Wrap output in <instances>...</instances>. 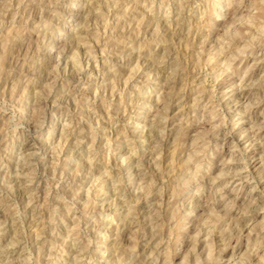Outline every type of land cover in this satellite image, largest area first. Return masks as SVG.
I'll return each instance as SVG.
<instances>
[{
  "label": "rangeland",
  "instance_id": "rangeland-1",
  "mask_svg": "<svg viewBox=\"0 0 264 264\" xmlns=\"http://www.w3.org/2000/svg\"><path fill=\"white\" fill-rule=\"evenodd\" d=\"M224 7L225 0H0V99L15 100L26 128L51 126L46 142L15 139L0 114V264H126L133 249L142 261L161 249V264H202V252L215 264H256L259 257L246 253L264 246L252 227L264 221V148L253 140L264 105L251 110V119L234 116L216 94L235 83L231 107L244 103V85L264 75V38L246 22L214 24ZM57 13L71 16L72 25ZM43 22L63 29L69 41L43 34ZM128 41L138 51L117 64L119 53L131 51ZM173 52L184 75L164 77L161 92L169 99L157 96L153 111L134 105L137 73L161 68ZM13 67L14 87L5 71ZM197 73L217 76L215 94L200 86ZM54 106L72 128L50 119ZM194 114L203 123L193 129ZM221 115L230 137L216 127ZM189 133L192 153L207 156L211 148L213 164L207 198L186 209L173 180ZM35 147L39 158L30 155ZM237 209L244 234L216 261L217 237L203 235L204 222L219 228ZM145 233L154 243L142 241ZM240 248L245 254L233 256Z\"/></svg>",
  "mask_w": 264,
  "mask_h": 264
},
{
  "label": "clouds",
  "instance_id": "clouds-1",
  "mask_svg": "<svg viewBox=\"0 0 264 264\" xmlns=\"http://www.w3.org/2000/svg\"><path fill=\"white\" fill-rule=\"evenodd\" d=\"M47 6L45 5V8ZM75 7V5H73ZM219 7V5H217ZM44 9H41V15H43ZM62 19L65 27L72 25V17H63L62 14L57 13ZM247 17V19H245ZM235 24H240L241 22H246L251 24L252 28H254L257 34L264 38V0H225V7L224 11L220 15H214V24H219L223 21L225 24L229 22ZM37 27H40L37 25ZM75 31V28H73ZM41 32L43 34H47L51 32L54 38L57 41H63L67 43L69 41L68 34L61 28L52 25L50 22H43V27L41 28ZM135 41H128L127 48H130L131 51H124L119 53V58L117 60V64H126L130 63L129 57L132 53L138 51L136 47H134ZM52 52H56L55 47L50 49ZM195 51V49H194ZM60 53H57V59H59ZM23 59V57H21ZM194 62V61H193ZM18 63V62H17ZM79 71L83 72L85 69L81 68L80 65H77ZM7 73V78L10 84L14 87L17 84V76L16 68H10L5 70ZM215 72V70H213ZM171 72H176L178 77H182L184 75L183 72V64L182 61L175 59V53H171L166 61L165 65L161 68L155 69L153 71L145 72L141 70L137 73V78L134 81L133 87V104L135 105L138 101L140 105L147 111H153L155 108V98L159 95H163L165 101L169 99L167 94V90L162 93L161 87L164 83V77L169 75ZM235 74V73H233ZM245 75H247L245 73ZM196 76L199 78L200 86L203 87L205 84L207 85V90L210 94L213 93V86L217 81V76L210 74V73H197ZM179 81L177 80V83ZM168 88L172 87V80H168ZM247 88L248 95L244 96V103L241 104L239 101L236 102L235 108L231 107L233 103V96L237 91L240 89L238 86L233 83L231 87L225 88L222 92L216 94V99L218 104H225L226 102L229 105L228 111L232 113L234 116L239 115L240 117H247L251 119L253 115L252 109L260 108L261 105H264V95H261L260 92L264 91V75L260 77V79L256 80L254 83L249 82L244 85ZM258 89V91H252V89ZM243 96V93H241ZM179 99V98H177ZM58 106H54L52 110L49 111V117L51 120L56 121L59 124H62L64 129L67 131L72 128L71 124L65 123L57 116V109ZM20 110L17 108L15 100H8V99H0V114H3L4 117H7V134L15 139H19V136L27 135L32 138L33 141L40 140L41 142H46L47 135L50 130V125H38L35 127V130L26 128L25 125L21 122L19 117ZM260 116L264 117V111L260 112ZM259 119V117H257ZM164 121L158 120L157 124L162 125ZM199 115L192 116V125L193 129L198 125L202 124ZM230 121L226 122L223 115H221L220 123L216 126L220 128L222 126L223 135L232 136L233 131L229 127ZM137 128L142 127L141 125L137 124ZM174 127V125H173ZM154 131L157 130L156 127L153 129ZM78 132V128L76 129ZM256 133L253 140L256 144H260L261 148H264V136L259 135V131H264V120H261L259 125V131L256 128L253 129ZM19 134V136H18ZM163 131L160 132V136L163 137ZM215 135H220L216 133ZM241 141L245 140L244 136L240 137ZM155 142V141H154ZM83 143V141H81ZM210 143H206L205 147L209 148ZM184 148L180 153L177 155L178 161V170L176 176L173 180L178 193V203L183 204L184 208L191 209L193 207V200L196 197H200L201 199L207 198L208 196V188H209V181L211 177V173L209 171L210 167L213 164L212 160V149L210 148L207 156H200L198 154L192 153L191 150V135L186 136L184 140ZM247 147V142H246ZM234 153L236 154L237 162L247 167V164L244 160V153L240 152L239 149L233 145ZM41 150L39 147L33 148L30 151V155L34 158H39L41 156ZM261 156V165L264 167V151L260 153ZM31 183V182H30ZM257 191V186L255 182H252V192ZM158 194V193H157ZM186 215H194V212L188 211L185 213ZM109 219H111L109 217ZM237 220H241L239 209L236 210V217L235 219L232 218V214L229 213L227 219L224 221V226L221 225L219 228L216 227L215 224H209L208 221L204 222L202 233L203 235L212 237L215 235L217 237V249L218 255L216 257V261L224 260L223 252L226 251L225 245H230L232 241L239 240L243 234L244 229L241 227L240 224L237 223ZM241 223L244 221L241 220ZM252 227L257 229L255 240L264 241V221L258 220ZM144 243H154L153 237L151 234L145 233L141 237ZM211 240L209 241V243ZM154 252V255L148 257L147 253H145L143 261L141 258L135 253V250H131V255L129 253H125L127 256L126 264H161L162 256H161V249H150ZM238 254H245L243 249H237L232 255L236 256ZM255 254L259 258L256 260V264H264V246L260 247L259 249L254 248L250 245L248 252L246 255H253ZM202 264H215V261L210 262L208 259V255L203 253L201 254ZM228 264H232L231 258H229Z\"/></svg>",
  "mask_w": 264,
  "mask_h": 264
},
{
  "label": "bare ground",
  "instance_id": "bare-ground-1",
  "mask_svg": "<svg viewBox=\"0 0 264 264\" xmlns=\"http://www.w3.org/2000/svg\"><path fill=\"white\" fill-rule=\"evenodd\" d=\"M227 56V55H226ZM75 71V70H74ZM247 96V95H246ZM213 102H214V100H213ZM93 120V119H92ZM251 166V165H250ZM73 181V180H72ZM259 182V181H258ZM25 199V198H24Z\"/></svg>",
  "mask_w": 264,
  "mask_h": 264
}]
</instances>
